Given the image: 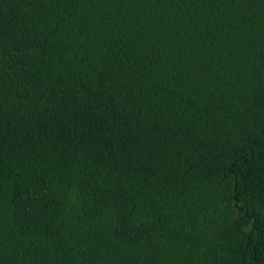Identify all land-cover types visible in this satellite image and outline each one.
Here are the masks:
<instances>
[{"label":"trees","instance_id":"16d2710c","mask_svg":"<svg viewBox=\"0 0 264 264\" xmlns=\"http://www.w3.org/2000/svg\"><path fill=\"white\" fill-rule=\"evenodd\" d=\"M0 264H264V0H0Z\"/></svg>","mask_w":264,"mask_h":264}]
</instances>
